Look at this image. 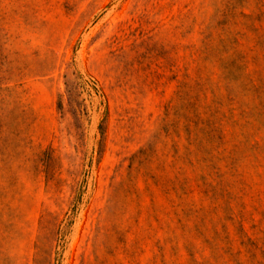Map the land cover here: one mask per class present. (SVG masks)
I'll list each match as a JSON object with an SVG mask.
<instances>
[{
  "label": "rangeland",
  "instance_id": "obj_1",
  "mask_svg": "<svg viewBox=\"0 0 264 264\" xmlns=\"http://www.w3.org/2000/svg\"><path fill=\"white\" fill-rule=\"evenodd\" d=\"M0 264H264V0H0Z\"/></svg>",
  "mask_w": 264,
  "mask_h": 264
}]
</instances>
